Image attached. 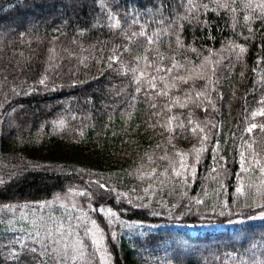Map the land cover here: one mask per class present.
I'll use <instances>...</instances> for the list:
<instances>
[{
	"label": "trees",
	"instance_id": "obj_1",
	"mask_svg": "<svg viewBox=\"0 0 264 264\" xmlns=\"http://www.w3.org/2000/svg\"><path fill=\"white\" fill-rule=\"evenodd\" d=\"M260 4L0 0V264H264Z\"/></svg>",
	"mask_w": 264,
	"mask_h": 264
},
{
	"label": "snow or ice",
	"instance_id": "obj_2",
	"mask_svg": "<svg viewBox=\"0 0 264 264\" xmlns=\"http://www.w3.org/2000/svg\"><path fill=\"white\" fill-rule=\"evenodd\" d=\"M233 2H235V0H233ZM250 2H251V0H249V3H250ZM219 6H220V7H227L226 4H222V5H219ZM205 7H207V6L205 5ZM258 7L264 9V4H260V5H258ZM233 11H235V9H233ZM244 19H245V21L247 22V21L249 20V16L246 15V16L244 17ZM113 27H119L118 22H117V24H114ZM249 31H251V29H249ZM133 35H137V33H133ZM138 35H139V36H144L145 33H144L143 31H141V32H139ZM155 42H156V41H155L153 38H151V37L147 38V44H148V45H151V44H153V43H155ZM125 50H127V49H125ZM148 51H150V49H148ZM240 51H241V52H244V49H243V48H240ZM158 55H159L160 60L163 61V59H164L163 55H162V54H158ZM144 59L147 60L148 57L145 56ZM147 67H152V65H151V64H148ZM175 67H176V64H175V63H173V65H172L171 68H163V67L157 66V67L155 68V71H157V72H165V71H166V72L171 73L172 68H175ZM135 71H136V69H133V72H135ZM144 76H145V72H144V71H141V72H140V78H143ZM177 78L180 79V80H181L182 82H184V83H187V82H188V79H186L185 77H182V76H181V77H177ZM155 81H156V77H155V76H150V77L148 78V80H147L148 86H149L151 89H153V90H156V88H157V85H156ZM139 82H140V79L138 78V79H137V83L139 84ZM161 82H163V77H161ZM40 83L43 84V83H44V79H42V80L40 81ZM172 86L174 87L175 85H172ZM164 87H165V88H168L169 85L165 83V84H164ZM137 91H140V88H139V87L137 88ZM156 95H164V96H167V95H168V92H167V91H164V90H161V91H157V92H156ZM199 95H201V93H197V96H199ZM181 106H184V105H181ZM152 107L155 108L156 105L153 104ZM257 114H259V115H264V111H261V112H259V113H256V112H253V113H252L253 116H256ZM170 123H171V120L169 121V124H170ZM189 123H191V120L189 121ZM256 127H257L256 124H252V125H251L248 129H246V130H247L248 132L251 133L252 130L255 129ZM260 127H261V130L264 131V125H262V126H260ZM169 130H171V129H169ZM192 130H193L194 132L196 131L195 128H193ZM201 131H202V129H201ZM249 147H251V145H249ZM241 157H242V170H243V171H247L248 169L243 168V157H244V154H243V153H241ZM259 163H260V161L257 160V161H256V164H259ZM260 172H261V175H264V168H261V169H260ZM176 175H180V173L177 172ZM99 187H100L101 189H103V188L105 187V185H104V184H100ZM237 192H241V189H240V188H237ZM81 195H83V193H81ZM197 203H202V201H197ZM219 214H220L221 216L224 215L223 212H221V213H219ZM113 215H114V213H113ZM229 222L231 223L232 221H229ZM93 224H95L94 221H93ZM101 239H102V237H101ZM97 243H99V241L93 239V244H97ZM23 247H26V246L22 245V248H23ZM28 251H30L31 253H36V252H37V249H36V248H31V249H29ZM12 255L18 259L20 253H16V252H14V253H12ZM73 259H75V256H73Z\"/></svg>",
	"mask_w": 264,
	"mask_h": 264
},
{
	"label": "rangeland",
	"instance_id": "obj_3",
	"mask_svg": "<svg viewBox=\"0 0 264 264\" xmlns=\"http://www.w3.org/2000/svg\"><path fill=\"white\" fill-rule=\"evenodd\" d=\"M35 112H37L36 110H34ZM89 186V187H88ZM88 186L86 185V187L91 191V197L98 203H104L106 197H105V188L101 189L99 187L98 184H92L89 183ZM72 190H75L72 188ZM58 204L65 206L67 208H71V209H75V208H79V209H83V210H87V208H85V206L88 205V203H86L85 205L78 199L76 198H67V197H63L61 199H58ZM97 227L94 226L91 229V233H95V236L97 237ZM98 245V249L101 252L106 264H111V262L109 261L108 258V252L103 244V241H100L99 243H97Z\"/></svg>",
	"mask_w": 264,
	"mask_h": 264
}]
</instances>
